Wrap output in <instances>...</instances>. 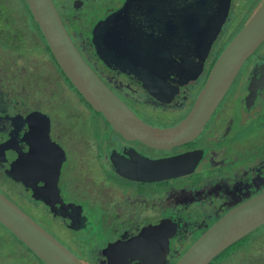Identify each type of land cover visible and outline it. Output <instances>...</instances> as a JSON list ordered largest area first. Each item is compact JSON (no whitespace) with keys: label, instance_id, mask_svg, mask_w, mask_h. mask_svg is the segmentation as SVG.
I'll list each match as a JSON object with an SVG mask.
<instances>
[{"label":"flooded vegetation","instance_id":"1","mask_svg":"<svg viewBox=\"0 0 264 264\" xmlns=\"http://www.w3.org/2000/svg\"><path fill=\"white\" fill-rule=\"evenodd\" d=\"M237 1L229 2L201 74L189 78L184 71L180 79V65L172 63L179 69L173 77L180 80L176 89H168L167 79L155 80L150 73L149 55L137 66L118 65L103 59L96 48L116 22L123 24L122 17L118 21L122 15L130 19L128 39L144 44L134 50L146 52V44L147 50L161 49L166 59L163 45L197 42L199 32L191 30L200 27L195 5L206 0H52L94 72L139 119L157 128L173 127L188 116L214 62L263 0H248L247 15L241 14L233 25ZM181 58V66L188 67L187 56ZM42 59L76 96L80 106L75 112H90L91 118L82 120L93 122L95 133L85 140L74 120L62 127L51 114L48 107L55 101L56 87L52 80L45 79L43 85L26 81L32 72L39 73ZM142 78L154 84L148 87ZM45 86L51 90L45 91ZM138 104L160 108L156 115L164 120L146 114ZM70 163L72 176L67 179L64 171ZM179 163L188 171L180 172ZM14 164L16 178L10 171ZM0 190L84 264H175L221 216L264 191V40L243 62L196 136L157 146L113 129L73 87L26 0H0ZM63 232L76 236L71 238L75 243ZM96 237L95 247L86 248ZM82 248L84 259L78 256ZM260 255L264 224L208 264H264Z\"/></svg>","mask_w":264,"mask_h":264},{"label":"water","instance_id":"2","mask_svg":"<svg viewBox=\"0 0 264 264\" xmlns=\"http://www.w3.org/2000/svg\"><path fill=\"white\" fill-rule=\"evenodd\" d=\"M26 2L59 67L92 108L101 112L112 128L126 138H139L157 146L180 143L196 136L225 94L243 62L264 40L263 0L214 62L188 116L173 127L157 128L139 119L94 72L73 43L52 0H26ZM201 2L195 5L196 9L199 8L197 18L200 27L191 29L199 32V36L196 37L197 42L180 46L163 45L168 55L166 59L161 49L151 46L147 50L146 44V52L135 51L136 46L144 44L128 39L132 30L130 19L122 15L118 17V21L122 17L123 24L116 22L96 51L103 59L105 56L108 57L111 63L130 65L134 63V66L145 60V55H149L146 62L147 65L150 62L148 68L153 78L167 79L168 89H176V82L185 76L184 71L189 78H197L201 74L210 47L227 18L230 0H206L205 4ZM181 56H187L188 67L181 66L184 62ZM172 63L180 65L181 72L177 73L180 79L175 80L173 77L172 73L178 72L179 69L171 67ZM142 80L147 81L148 87L154 84V81L151 84L144 78ZM155 162L157 164V161ZM179 168L182 173L188 171L182 163H179ZM10 171L12 177L16 178L15 164ZM0 223L44 264H84L1 190ZM262 224H264V191L234 206L221 216L191 244L175 264H208L215 255ZM112 245L107 246L105 250ZM165 247L167 250L166 243Z\"/></svg>","mask_w":264,"mask_h":264},{"label":"rangeland","instance_id":"3","mask_svg":"<svg viewBox=\"0 0 264 264\" xmlns=\"http://www.w3.org/2000/svg\"><path fill=\"white\" fill-rule=\"evenodd\" d=\"M249 2L250 1H248V0L246 2L244 0H238L236 2V6L234 8V11L232 12L233 16H232L231 23L233 25H235L237 22H239V18H240L239 16L241 14L244 13L245 16L247 15L248 9L250 8V3ZM87 17H88V20H92L91 19V15H88ZM39 73H40L41 78H39ZM39 73L37 71L32 72V75H30L29 80L26 79V81L29 84H31L34 81H37L39 83H42V85H43L44 82H45V79L48 78V79L52 80V82L56 85V87L54 89L55 92H54V95H53L54 98H55V101L48 108L50 109V112H51V114L53 115L54 118H58V119L61 120L60 126L69 127L71 120H74L73 121V126L76 129L81 131V132H77L78 135L81 138V141L85 140L87 135L91 136V134L95 133V130L94 129L92 130V128L94 126L93 122L88 120L87 122L83 123V120H82L85 117H87V119L91 118L90 112L84 110L82 107H81L82 110H83L82 112H79V114H77L75 112L76 109H77V105L80 106L78 101L76 100V96L72 92H70L68 89H66V87H64V81H63L64 78L62 79L61 77H59V79H57L55 77V72L51 69V67L49 65V62L47 60H45V59L41 60L40 66H39ZM47 85H51V84H47ZM51 86H53V85H51ZM49 90H51V87L45 86V91L48 92ZM62 90H65V92L62 91ZM30 99H31V96L29 97V100ZM60 99H63V100H60ZM40 104H41V102H40ZM138 105L141 107V110L144 111L146 114L152 115L156 119L164 120L163 116H157L156 115V113L160 112V108L155 107V106H151V105H146V104H138ZM72 110H74V111H72ZM84 131H86V132H84ZM240 145H243V143H240ZM72 168H73V165H72V163H70L66 167V171H64V174H65L67 179H69L72 176V173H71V169ZM2 184H4L5 186L11 185L6 180H3ZM10 192L14 193L13 191H10ZM4 193H5V191H4ZM23 207L27 211L31 212L27 208V206L26 207L23 206ZM39 210L41 211L40 208H39ZM33 211H34V209H33ZM31 213H33V212H31ZM36 213H37V216L39 218H41L42 220H44L46 222L48 221L47 217L43 213H39L37 211H36ZM0 230H2L1 226H0ZM89 231L91 233L93 232L92 231V226H91ZM63 233H64L63 235H65L67 238H69L71 244L75 243L73 240H71V238H74L76 236L72 235L69 232H63ZM95 235L97 236L96 228H94V236L93 237H95ZM9 239L11 240V242H13V244H17L16 241L12 237L9 236ZM100 239H103V237L100 236ZM87 242H88V244H87L86 248L90 249L92 247H95V243L97 242V237L95 238L94 241H92V239H90ZM19 250H20V255H19L20 257L30 256V254L27 252L26 249L24 250L22 248H19ZM1 252H0V264H16V263L20 264V263H23V261H24V260H22L23 258H20V257L17 258L15 256H13L10 259H8V255L5 256V253L2 251V249H1ZM85 254L86 253L83 252V248H82L81 252H78V256H81L82 259H84L83 256H85ZM260 257H261V259H264V256L260 255ZM30 259H35V258L30 257ZM10 260L14 261V262L10 263ZM38 263H40V262L38 261ZM259 263L260 262H258L257 264H259ZM25 264H28V262H26Z\"/></svg>","mask_w":264,"mask_h":264},{"label":"trees","instance_id":"4","mask_svg":"<svg viewBox=\"0 0 264 264\" xmlns=\"http://www.w3.org/2000/svg\"><path fill=\"white\" fill-rule=\"evenodd\" d=\"M0 226L2 227V230H0V252L1 249L2 251L5 253V256L8 255V259H10L11 257L15 256L17 258H19L20 256V250L19 248L22 249H26L27 252L30 254V256L27 257H20L23 258L22 260L23 263L20 264H25L26 262H28V264H44L41 260H39L37 258V256H35L19 239H17L8 229H6L1 223ZM9 236L12 237L17 244H13V242H11V240L9 239ZM2 253V252H1ZM3 253V254H4ZM10 255V256H9ZM30 257H33L35 259H30ZM34 260V261H33ZM40 263H38V261ZM14 262L10 260V263ZM18 264V263H16Z\"/></svg>","mask_w":264,"mask_h":264}]
</instances>
